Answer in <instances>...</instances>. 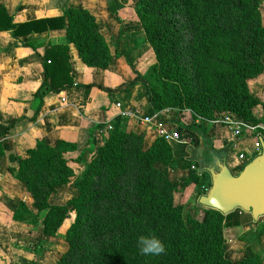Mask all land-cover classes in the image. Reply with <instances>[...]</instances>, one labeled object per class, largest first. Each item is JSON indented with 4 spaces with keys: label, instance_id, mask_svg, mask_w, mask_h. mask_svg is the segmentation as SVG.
Here are the masks:
<instances>
[{
    "label": "trees",
    "instance_id": "obj_1",
    "mask_svg": "<svg viewBox=\"0 0 264 264\" xmlns=\"http://www.w3.org/2000/svg\"><path fill=\"white\" fill-rule=\"evenodd\" d=\"M134 11L156 57L152 68L160 80L151 84L146 74H138L126 86L146 85L149 114L170 104L176 111L189 108L208 117L229 111L259 123L254 114L259 101L248 88V81L264 68L259 0H137ZM5 30H12L14 37L63 30L87 66L105 69L111 60L101 26L85 9L14 23L0 7V31ZM73 84L68 45H51L40 88L61 91ZM34 98L41 103L39 92ZM176 129L181 137H193L199 126L190 122ZM76 151V145L65 141L48 145L37 140L18 164L16 178L30 193L38 214H44L42 233L61 236L66 243L55 264H261L258 255L237 261L224 256L223 229L240 226L246 212L236 209L223 215L212 208L176 203L185 185L194 183L200 195L209 183L189 170L180 188L163 170L177 165L169 143L158 137L145 144L140 133L116 124L89 161L84 154L93 152L90 144L74 158L82 164L74 183L77 194L64 205H50L48 198L56 187L75 176L68 162ZM148 231L165 242L166 254L138 253L136 237ZM257 236L264 238V224Z\"/></svg>",
    "mask_w": 264,
    "mask_h": 264
},
{
    "label": "crops",
    "instance_id": "obj_2",
    "mask_svg": "<svg viewBox=\"0 0 264 264\" xmlns=\"http://www.w3.org/2000/svg\"><path fill=\"white\" fill-rule=\"evenodd\" d=\"M136 1L0 0V7L6 9L14 23L60 16L66 10L85 9L101 26V34L111 55L107 68L89 67L78 57L74 45L67 42L63 30L32 32L20 37H14L12 30L0 31V264H55L66 248L63 237L42 233L40 221L44 214H38L30 193L16 178L18 164L26 158V150L34 147L37 140L48 145L61 140L77 146L68 162L75 176L67 184L57 186L48 198L50 205H64L77 194L74 183L82 164L73 160L79 151L90 144L93 152L84 154V159L89 161L103 143L106 125L129 120L118 117L114 103L120 101L126 108H135L143 115H149L145 86L141 82L126 86L133 77L123 63L124 59L132 61L137 65L136 71L143 74L155 62L134 11ZM64 42L69 47L74 84L61 91L40 88L44 80L46 51L51 45ZM261 61L264 66V54ZM248 88L259 101L254 114L264 129V68L257 77L248 81ZM37 92L41 95V103L34 98ZM37 107L40 109L35 114ZM162 117L168 126L175 129L178 125L188 124L183 118H177L175 111ZM195 123L199 129L194 132L192 142H169L177 159L175 170H164L170 179H183L189 167L194 166L191 148L198 149V154L203 156L212 144L220 146V158L224 159L232 175H238L254 157L256 138L253 133L243 131L235 135L233 126L219 122L212 125ZM149 128L146 127L143 134L145 144L155 137ZM240 155H243L242 159ZM197 169L200 176L202 173ZM204 179L210 185V177L204 176ZM180 195L184 196L181 200L185 204L197 200L201 194L196 185L190 183ZM241 226L225 229L240 230ZM262 239L260 247L264 253Z\"/></svg>",
    "mask_w": 264,
    "mask_h": 264
},
{
    "label": "rangeland",
    "instance_id": "obj_3",
    "mask_svg": "<svg viewBox=\"0 0 264 264\" xmlns=\"http://www.w3.org/2000/svg\"><path fill=\"white\" fill-rule=\"evenodd\" d=\"M259 3H260L261 14H262V21L264 24V0H259ZM150 48H151V46H150ZM151 52L154 54L152 48H151ZM123 61H124L123 63L125 65H127L128 68L131 70L133 79L139 78L138 74H141V73H137V71H136L137 65L134 64L132 61H128L127 59H124ZM136 63H138V62H136ZM154 64H156V57H155ZM153 65L149 66L143 74H146V79L148 80L149 83L157 84V82L160 80V77L158 76V73L154 70V68H152ZM141 66H145V65L141 64ZM141 83H143V82H141ZM143 85L145 86V89H146V85L144 83H143ZM155 89L158 90L159 88H155ZM176 110H177V108L173 109L172 105L167 104V105L162 106L161 110H159L157 112V114H159L161 120H166L162 117L163 114L167 115L171 111H175L177 118L178 117L183 118L188 123H190V122H199V123L208 122L211 125L214 122H218L220 120H223L226 116L232 117L234 120H239V119L240 120L242 119V121L244 120L241 117L239 118V116H237L235 113H232L229 111H222V110L215 111L214 114L212 115V117H208V116H204V115H199L198 113L192 111L189 108L180 109L178 111H176ZM243 122L250 128V129H248V131L253 133V135H255V138H256V151H255V155H254V157H255L261 151V148L258 144V137H262L264 139V129H262L260 127L259 123L254 124L253 122H250L247 120H244ZM115 124H116V126H118L119 128H122L125 131H134V132L140 133L142 136H143L144 132L146 131V127L149 128V126H147V125L137 123V122H133L132 120L131 121L130 120H121L119 122L114 123L113 125H115ZM149 130H152L155 133V137L152 140L159 137L153 128L150 127ZM111 131H112V129L105 131L103 133V138L106 139ZM262 133H263V135H262ZM181 138L182 139L184 138L186 140L187 144L192 142L194 139V137H190V136L181 137ZM170 142H174V141H170ZM167 143H169V142H167ZM179 143H182V142H179ZM209 148L210 149L206 151V156H205V161L207 163L209 162V159H210L208 156L209 152H213L214 153L213 155H215V157H219V158H220V155H222V151H221L220 146L215 147L212 144ZM194 162H195L194 163L195 168L196 169L198 168L197 170H199L198 163L196 161H194ZM194 166H190L188 171L190 170V171L194 172L195 174H197L196 169L192 168ZM163 170L168 171L169 169L164 168ZM202 174H203V177H202ZM202 174L200 176H198L197 178L201 179V177L204 178V176L207 178L210 177L209 173L206 170L202 171ZM185 179L186 178L176 180V181H178L177 185L180 188H181V185L184 184ZM185 187H186V185L183 187V189ZM205 193H203L201 195H204ZM199 197H198V199H199ZM182 198H184V196L182 197V195H179L178 199H176L175 202L184 204V203H182V200H181ZM198 199L197 200H190V203L199 205ZM199 206H201V205H199ZM201 207H203V206H201ZM203 208H206V207H203ZM202 211H203V209L199 213L198 219L201 218ZM263 224H264V216L259 217L256 220H254V219H252L250 213H246L245 218H243L241 220L242 226L240 227V230L234 229V228H232L230 230H226L224 228L223 229V236H224L223 249H224L225 258L229 259L231 261H237V260L244 259L246 257H253L254 255H258L260 257L259 259H261V264H264V253L262 252V249L260 247V244H261L263 239L260 237L258 238V236H257V233L259 232V230ZM65 230H66V226L61 229L60 233L63 234L65 232Z\"/></svg>",
    "mask_w": 264,
    "mask_h": 264
},
{
    "label": "water",
    "instance_id": "obj_4",
    "mask_svg": "<svg viewBox=\"0 0 264 264\" xmlns=\"http://www.w3.org/2000/svg\"><path fill=\"white\" fill-rule=\"evenodd\" d=\"M261 151L249 160L238 175H232L223 158L209 152V162L205 154L191 148L192 160L199 166V173L206 170L210 176V186L198 199L199 205L212 208L223 215L236 209L249 212L254 220L264 216V139L258 137Z\"/></svg>",
    "mask_w": 264,
    "mask_h": 264
},
{
    "label": "built area",
    "instance_id": "obj_5",
    "mask_svg": "<svg viewBox=\"0 0 264 264\" xmlns=\"http://www.w3.org/2000/svg\"><path fill=\"white\" fill-rule=\"evenodd\" d=\"M114 107L118 111V117L129 119L137 123L147 125L154 129L156 134L166 142L176 141L185 142L186 140L181 138L179 132L173 128V126H168L164 120H161L159 114H149L143 115L138 109L126 108L120 101L114 103ZM219 123L227 124L233 126L235 135H239L241 132L248 131L250 129L242 120H234L232 117L226 116L223 120L218 121ZM113 129L112 124H107L105 131ZM241 159L243 155L239 156ZM194 168V167H192Z\"/></svg>",
    "mask_w": 264,
    "mask_h": 264
},
{
    "label": "clouds",
    "instance_id": "obj_6",
    "mask_svg": "<svg viewBox=\"0 0 264 264\" xmlns=\"http://www.w3.org/2000/svg\"><path fill=\"white\" fill-rule=\"evenodd\" d=\"M135 246L138 253L143 256H160L167 251L165 242L151 231L138 234Z\"/></svg>",
    "mask_w": 264,
    "mask_h": 264
}]
</instances>
